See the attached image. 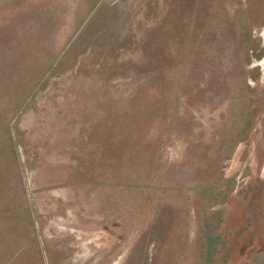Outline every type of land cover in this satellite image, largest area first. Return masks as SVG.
<instances>
[{
    "label": "rangeland",
    "instance_id": "1",
    "mask_svg": "<svg viewBox=\"0 0 264 264\" xmlns=\"http://www.w3.org/2000/svg\"><path fill=\"white\" fill-rule=\"evenodd\" d=\"M264 98V0H0V264H229Z\"/></svg>",
    "mask_w": 264,
    "mask_h": 264
},
{
    "label": "water",
    "instance_id": "2",
    "mask_svg": "<svg viewBox=\"0 0 264 264\" xmlns=\"http://www.w3.org/2000/svg\"><path fill=\"white\" fill-rule=\"evenodd\" d=\"M229 264H264V98L248 145Z\"/></svg>",
    "mask_w": 264,
    "mask_h": 264
}]
</instances>
